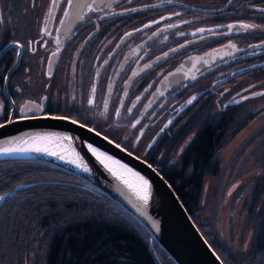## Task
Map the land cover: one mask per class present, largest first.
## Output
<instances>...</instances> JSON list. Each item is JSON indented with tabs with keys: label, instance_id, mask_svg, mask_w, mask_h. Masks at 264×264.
<instances>
[{
	"label": "flooded vegetation",
	"instance_id": "flooded-vegetation-1",
	"mask_svg": "<svg viewBox=\"0 0 264 264\" xmlns=\"http://www.w3.org/2000/svg\"><path fill=\"white\" fill-rule=\"evenodd\" d=\"M262 13L264 0H0V121L64 115L159 170L178 164L199 122L258 94Z\"/></svg>",
	"mask_w": 264,
	"mask_h": 264
},
{
	"label": "trees",
	"instance_id": "trees-1",
	"mask_svg": "<svg viewBox=\"0 0 264 264\" xmlns=\"http://www.w3.org/2000/svg\"><path fill=\"white\" fill-rule=\"evenodd\" d=\"M261 18L264 21L263 13ZM257 76L264 78V67ZM235 109L230 108L225 120L220 116L199 124L181 153L182 161L158 170L225 264H264L263 211L255 215L246 252L239 253L217 241L211 221L203 223L196 217L202 178L217 173L213 154L222 139L235 131H225ZM260 185H264V172ZM3 193L0 264H155L149 244L162 264H176L116 201L64 169L39 160L0 159Z\"/></svg>",
	"mask_w": 264,
	"mask_h": 264
},
{
	"label": "water",
	"instance_id": "water-1",
	"mask_svg": "<svg viewBox=\"0 0 264 264\" xmlns=\"http://www.w3.org/2000/svg\"><path fill=\"white\" fill-rule=\"evenodd\" d=\"M213 53L211 51L183 57L159 82L172 84L184 79L189 70H194L192 65L200 64V60ZM45 136L48 139H33ZM61 137H69V140ZM89 146L111 158L110 161H105L108 167L97 159ZM33 147L46 148L48 151H0V159L39 160L82 178L107 194L138 220L176 264H225L197 228L166 178L149 162L106 135L71 117L59 114L10 115L0 121V150ZM73 153L88 166V172L69 163L75 158ZM113 172L122 179H117ZM137 177L148 181L146 204L136 195V192L142 194L143 189ZM129 184L132 185L131 188L128 187ZM149 250L155 264H162L151 244Z\"/></svg>",
	"mask_w": 264,
	"mask_h": 264
},
{
	"label": "rangeland",
	"instance_id": "rangeland-1",
	"mask_svg": "<svg viewBox=\"0 0 264 264\" xmlns=\"http://www.w3.org/2000/svg\"><path fill=\"white\" fill-rule=\"evenodd\" d=\"M255 84L251 90L259 94L246 95L245 110H232L236 113L225 131H235L214 151L218 170L203 176L196 213L198 221H211L217 241L236 253L246 252L255 215L264 212V78Z\"/></svg>",
	"mask_w": 264,
	"mask_h": 264
},
{
	"label": "snow or ice",
	"instance_id": "snow-or-ice-1",
	"mask_svg": "<svg viewBox=\"0 0 264 264\" xmlns=\"http://www.w3.org/2000/svg\"><path fill=\"white\" fill-rule=\"evenodd\" d=\"M67 14V13H66ZM232 25H229L228 28L229 30L232 29ZM243 27L247 28L248 25H244ZM200 31H203V30H200ZM14 47H22V45H19L18 43L16 45H14ZM231 47H235V45H231ZM19 54V53H17ZM167 55V54H165ZM193 99H195L193 97ZM192 100H189L188 103H191ZM89 103H91V101H89ZM21 112L23 113L24 112V108H21ZM72 123H76V121H72ZM34 140L36 139H48L47 136L45 137H34L33 138ZM61 139L63 140H69V137H61ZM89 150L97 157V159L100 160L101 163H105V161H110L111 158L110 157H107V156H103V154L101 153H98L94 148H91V146H89ZM0 151H3L4 153H9V152H16V151H20V152H23V151H37V152H40V151H48L46 148H41V147H33V148H29V149H23V148H12V149H9V148H5V149H2ZM51 155H55L56 153H49ZM75 158L70 160L69 163H72V164H75L78 168H82V170L84 172H88L89 171V168L87 165L83 164L82 160L80 159V157L73 153ZM61 159H63V157H61ZM105 167H108V165L105 163ZM109 171H112L111 168H109ZM113 175L114 176H117V174L115 172H113ZM117 179H122V177L120 176H117ZM137 179L140 181L141 185L143 186V189H142V194L140 192H136V195L138 197V199L142 200L145 204L148 202V181L145 180L143 177H137ZM125 183H127L126 181H124ZM128 187H132V185H128ZM217 259H219V257H217Z\"/></svg>",
	"mask_w": 264,
	"mask_h": 264
}]
</instances>
